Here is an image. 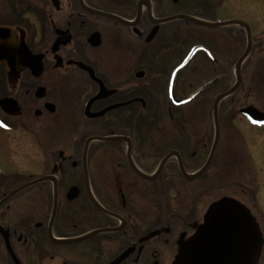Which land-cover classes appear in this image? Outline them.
I'll return each instance as SVG.
<instances>
[{
	"label": "flooded vegetation",
	"instance_id": "obj_1",
	"mask_svg": "<svg viewBox=\"0 0 264 264\" xmlns=\"http://www.w3.org/2000/svg\"><path fill=\"white\" fill-rule=\"evenodd\" d=\"M197 3L206 5L207 19L193 11ZM233 6L229 0H0V51L8 53L0 54V264L176 263L210 205L230 198L201 213L192 205L172 208L168 196L222 193L209 181L208 188L192 184L232 137L221 118L230 110L219 105L211 162L202 174L185 177L207 163L216 126L179 122L187 104L173 101L192 92L180 98L178 77L198 56L202 68L236 67L248 30L251 50L242 66L264 50L253 23ZM186 29L231 36L245 48L230 61L229 50L206 41L183 48ZM195 46L208 53L197 52L172 80ZM22 52L34 58L24 60ZM221 73L214 85L227 79ZM164 117L169 123H149ZM150 194L158 202L152 220ZM238 202L261 240L253 264H264V205Z\"/></svg>",
	"mask_w": 264,
	"mask_h": 264
},
{
	"label": "rangeland",
	"instance_id": "obj_2",
	"mask_svg": "<svg viewBox=\"0 0 264 264\" xmlns=\"http://www.w3.org/2000/svg\"><path fill=\"white\" fill-rule=\"evenodd\" d=\"M232 11L244 12V18L253 23L256 28L258 37L264 39V0H229ZM215 7L216 4H213ZM220 10V9H217ZM187 11H189L187 9ZM203 19L209 16L208 10L204 3H197L193 10ZM215 11V9H213ZM221 12V11H218ZM222 18L224 15L222 14ZM254 18V19H253ZM183 33L182 40L183 48L190 44L194 45L199 42L206 41L215 45V48L228 51L227 59H237L245 48L244 46L235 43L228 36L226 40L219 37L216 33H192L191 29H186ZM213 40V42H212ZM182 48V51H183ZM233 48V49H232ZM217 49V50H218ZM222 50V55H225ZM221 52V51H220ZM234 52V53H233ZM202 56L197 57L195 66L188 67L180 73L178 77V91L180 98L193 93L200 86L220 76L221 71L228 74L226 80L211 86L201 96L194 99L191 103L184 106L187 116H180L181 123L185 124H212L211 109L215 97L229 90L235 84V67L225 69L221 68H202L200 60ZM229 60V61H230ZM254 61L260 62L258 65L253 64ZM200 62V63H199ZM200 64V65H199ZM242 85L239 90L230 98L224 100L220 107L229 109L230 112L221 116L222 123L225 129L232 131V137L225 138L226 141L218 147L217 159L208 168L207 172L197 182L192 184V188L202 187L208 188L207 182L211 184L213 189L222 187L223 192L211 191L209 195L199 196L192 193V196L169 195L168 199L172 208L185 207L192 205V209L205 211L210 203L217 201L221 197H229L235 201L245 202L250 208L253 207V202L258 200L261 205H264V127L255 128L249 125L245 120L241 119L238 110L249 105H252L260 112L264 113V50L253 51L249 56V62L242 66L241 69ZM183 108V109H184ZM182 114V113H181ZM161 122L169 123L168 118L164 120L153 119L149 123ZM196 129H199L196 127ZM231 134V133H230ZM231 143L229 145L230 142ZM225 145V147H224ZM228 152H225V151ZM209 151V147L207 152ZM229 154V155H228ZM202 160V158H201ZM195 163L201 165L203 160ZM194 165H190V170L194 169ZM168 171V170H167ZM166 171V172H167ZM170 171V170H169ZM216 178V179H215ZM227 186V188H226ZM210 189H212L210 187ZM243 191V192H242ZM238 192V193H237ZM242 192L243 195L239 194ZM177 198V201H176ZM250 199L254 201L250 202ZM260 200V201H259ZM157 199L149 195L148 200V215L149 220H152L154 213L153 206L157 205ZM264 214V213H263Z\"/></svg>",
	"mask_w": 264,
	"mask_h": 264
},
{
	"label": "water",
	"instance_id": "obj_3",
	"mask_svg": "<svg viewBox=\"0 0 264 264\" xmlns=\"http://www.w3.org/2000/svg\"><path fill=\"white\" fill-rule=\"evenodd\" d=\"M181 18L189 20L196 24L207 25L184 16H182ZM207 26L212 27L215 25ZM247 37L248 47L245 53L240 58V60L238 61L235 69L236 84L227 92L216 97L213 103V118L214 124L216 126V138L213 144L210 157L203 171L210 164L218 141V103L224 98L234 93L240 87L242 82L240 75L241 64L251 49V39L249 30ZM199 50L204 49L196 47L191 50L190 54L182 63V65L176 69L173 77L187 65L190 59ZM23 52L20 53V56L24 57V60L34 58L29 52H27L26 56H24L25 52ZM0 54L7 55L8 53H5V51H0ZM37 59L41 60V57H38ZM216 81L217 80H214L205 84L192 95L182 101L175 102V104L182 105L193 100L202 91L212 86ZM240 113L247 118L250 124L256 126H264L263 112H260L253 107H246L240 110ZM161 168L162 166L159 168V170H161ZM203 171H201L195 176L185 177L191 180L194 177L202 174ZM251 221L252 220L250 214L244 209L242 205L233 200L222 199L219 202L212 204L207 211L206 222L204 226L202 227L200 232L195 235L192 240V243L188 246L184 254L177 259L175 264H253L256 259V255L260 250L261 240L259 234L255 232V228L252 225Z\"/></svg>",
	"mask_w": 264,
	"mask_h": 264
}]
</instances>
